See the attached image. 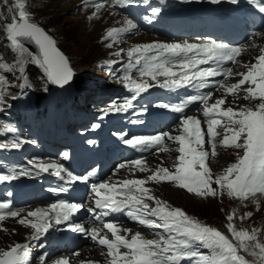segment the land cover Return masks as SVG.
Wrapping results in <instances>:
<instances>
[{
  "label": "snow or ice",
  "instance_id": "6c2138e0",
  "mask_svg": "<svg viewBox=\"0 0 264 264\" xmlns=\"http://www.w3.org/2000/svg\"><path fill=\"white\" fill-rule=\"evenodd\" d=\"M123 3L125 0H116ZM217 3L219 0H211ZM236 3L237 0H231ZM88 3V0H85ZM96 8L104 7L101 3H95ZM16 8L18 18L4 25L3 35L10 44V52L15 53V63L0 61V105L5 103L8 89L13 85L7 79L5 73L19 71L24 73V62L31 60L43 70L44 75L51 84L64 86L73 78V70L68 58L55 46V41L38 24L31 22L29 13L24 10V3L17 0ZM159 8H153V14L159 13ZM259 11L264 13V6H259ZM96 13H93V17ZM92 18V17H90ZM136 25L131 20H125L123 27H113L106 31L105 40L116 43L121 36L134 29ZM34 43L39 55H34L23 41ZM113 43L107 44L111 48ZM251 47L255 48L253 44ZM246 48L231 46L217 40H203L199 42H152L135 44L127 51L129 63L127 69H136L139 79L133 78L128 72L122 77L124 86L132 93L122 104H113L107 111H126L132 107L134 101L141 93L148 91L153 85L151 81H157L158 77H164L160 87L174 89L184 86H193L197 89L215 88L223 90V95L213 100L212 91L200 92L197 95L186 97L180 104L162 105L173 112L183 113L186 106L199 103L202 107L204 120L194 116H181L178 135L161 132L151 136H133L124 139L123 142L137 151H146L155 148L157 152H167L171 149L165 146V138L178 145L174 150L178 153L175 158L174 169L157 166L154 170L147 166L143 157L121 163L118 168L128 167L131 171L150 172L144 179L125 178L119 185L104 181L92 185V192L96 199L95 207H89L87 211L94 218L102 222L101 227L86 229L81 225L72 228L73 231L83 233L85 236L100 246L101 255H106L107 264H181L185 259L194 260L195 264H264V243L257 239L258 229L238 230L234 223L235 212L227 215L226 235L215 227L200 223L188 216L180 208H172L167 202L151 194V189L145 185L148 182H174L175 186L186 189L199 197H214L216 189L226 190L231 198L241 201L253 199L257 194L264 196V46L259 48V55L254 63H243L237 60L238 56L246 52ZM117 56L120 52L116 53ZM111 63V62H109ZM231 63L240 65L246 69L243 72L234 71L232 67L224 65ZM209 65L208 67H202ZM239 76L236 83H226L229 77ZM215 77H223L214 80ZM245 85H247L245 87ZM20 88L26 84H20ZM243 93L241 97L239 93ZM243 99L251 103L259 101L254 107L240 106L239 108L222 107L226 104V97ZM12 99H16L15 96ZM206 124V133L202 128ZM99 125H94L98 127ZM218 128H223V138L217 141L221 135ZM16 129L11 125L0 126V133H14ZM207 137V140H205ZM123 138V137H122ZM24 143L13 142L11 145L0 144V148H19ZM205 143L210 146L211 152L206 150ZM224 148L243 149V155L237 156L236 162L228 165L215 176L207 164L210 156L217 155V146ZM39 171L53 170V174L60 176L66 170L62 165L55 163L34 165ZM19 175L30 174L27 170H21ZM17 173L0 175V181H10L16 178ZM69 183L80 180L87 182L88 177H76L67 173ZM63 179V177H61ZM52 191H64L53 189ZM146 201H153L155 207H150ZM82 205L58 201L47 208H36L29 211L27 219L21 213L11 209L10 202H0V221L6 217H20L17 223L30 227L33 232L30 240L39 241L55 224L69 221L73 215L79 212ZM96 209H101L100 215L95 214ZM127 210V216L141 226L151 229H163V233L157 232L156 238H144L140 232L131 233V229L121 228L115 221H103L102 217L109 212ZM50 213H54L51 215ZM251 212H246L240 219L250 217ZM149 217H155L151 219ZM111 233V238L104 233ZM121 232L124 234L122 235ZM103 233V234H102ZM130 234V238H128ZM193 243L208 249V253H202L193 248ZM30 245L16 243L7 250L0 249V264H28ZM123 249V251H122ZM106 250V252H105ZM246 253L252 259H246ZM76 255H79L77 253ZM40 264H45V257H39ZM56 264H69L67 260H59ZM81 264H85L81 261ZM87 264H98L89 260Z\"/></svg>",
  "mask_w": 264,
  "mask_h": 264
},
{
  "label": "rangeland",
  "instance_id": "374dc122",
  "mask_svg": "<svg viewBox=\"0 0 264 264\" xmlns=\"http://www.w3.org/2000/svg\"><path fill=\"white\" fill-rule=\"evenodd\" d=\"M20 2L24 3V10L30 14L29 18L31 22H34L43 28L45 32L55 41L57 49L68 58L69 64L74 72V86L66 89H57L54 84H51L47 80L40 67L32 63L30 58L26 59L24 62L23 75H21L18 70L12 73H5L7 79L13 85L8 89V95L6 96L5 103L0 105V109H3L4 111L2 114L6 115H3L5 119H10V117L17 115L18 113L22 115V113L26 110H30L31 108L33 109L34 105H38L37 101L43 99L46 93H53L54 95L60 96L62 93L71 94L72 92H75L76 100L78 98L80 105L78 108L81 109V106L83 105L85 107L84 112H87V114L90 115L99 108L98 106L101 102L92 103L91 105L86 104L87 99L84 98L85 96H92L96 90H102L108 93L124 87L122 77L126 72H128V74L135 79L140 78L136 69H131L130 71L127 69V65L129 63L127 53L119 51L124 47L123 40L113 43L110 40L104 39L107 29L116 27V25L109 26L107 24L108 21L104 18L105 14L112 10L115 14H117V17H122V14L119 15L112 8L113 0H88L89 4H86L85 0H20ZM99 2H102L104 5L101 9H97L94 6L95 3ZM16 4L17 0H0V61L3 62L15 63V60L13 59L15 53L10 52L11 46L3 35V28L4 25L11 22L14 17L18 18L19 9L16 8ZM93 13H96L94 17ZM87 23H89V25ZM87 27L90 29V32L87 36H84L82 31ZM96 27H98V30H96ZM116 28H118V26ZM96 37L100 38L96 40ZM147 37L149 39L152 38V41H156L153 38L154 36L149 35ZM122 38H125V36ZM155 38L158 39V37ZM97 41L99 42L97 43ZM109 43H113L111 48L106 46ZM117 52H120L119 56L116 55ZM233 77L237 78L238 76ZM233 77L231 78L234 79ZM145 79H148L149 83H151L154 88L156 83L163 82L164 77H158L157 81H151L149 78ZM20 84H26V87L20 88ZM119 84L122 86H118ZM246 86L247 85H245V87ZM13 96H15L16 99H12ZM37 96L39 97V100H37ZM240 96L242 97L243 95ZM232 98L233 97L229 99L226 98V102L229 105L228 107H233L234 105L233 108H239L240 106H249L250 104L242 98ZM23 107L28 109H22ZM200 110H202V107ZM21 118L22 116L19 117V120ZM0 121L2 120L0 119ZM23 124L20 125L19 123H14V125H11L16 129L14 133H0L2 136V138L0 137V144L11 145L13 142L23 141L21 140L22 138L28 140L30 146L35 144L32 141L31 136L27 137L28 127L24 128L25 125ZM2 125L3 124L0 122V126ZM203 125H205L204 131L206 133V124ZM218 131L221 135L217 137V141H219L220 138H223L224 135L223 128H218ZM18 137L21 139H18ZM205 140H207V137H205ZM22 145L23 143L20 146ZM7 148L10 147H6L3 150H6ZM205 148L211 152V148L207 145V143H205ZM234 149L235 148H224L218 144L217 155L214 157L210 156L208 158L207 164L212 171L213 180L215 179V176L219 175L228 165L235 163L238 155H243V149ZM16 152L20 153L21 151L17 150ZM167 152H172L175 155L178 154L175 150ZM167 152H161L160 154L159 152H154L144 159L151 162H161V164L166 168V165L163 163V159L167 155ZM24 160H33L35 162L37 157L32 155L29 156V159ZM118 166L119 165H116L115 167L118 169ZM168 169L170 171L173 170V172L175 171L174 167H168ZM114 171H111L109 176L107 178L105 177L103 180H111L114 177ZM157 184L160 189L157 192L159 194V199L167 202L170 207L182 209L188 216L198 220L202 224L217 228L226 235H229V238H231V236L226 229V224L228 223L226 217L229 213L234 211L235 215L233 223L235 227L238 230L244 229L249 232H251L254 228L258 229L257 239L264 243V196H257L254 198L258 201L259 206L257 207V204L253 202L252 198H250L249 201H241L236 198H231L226 194V190L219 189L215 183L212 184V187L217 191V195L214 197H199L194 193H189L186 189L176 187L174 182H161V184ZM170 188L171 190H174L173 195H170L171 193L168 192ZM146 202L150 205V207L156 206L153 201ZM246 212H251L252 216L240 219V217H242ZM253 216L254 218L252 219ZM250 221L252 223L251 225L249 224ZM119 225V227L122 226L132 230H137L136 228L134 229L131 224L128 225L126 223H120ZM29 230L33 231L30 227ZM140 232L142 235L151 236L152 239L156 238L153 231H149L150 233L144 231ZM58 233L60 234L61 232ZM32 243L33 241L29 243V264H40L39 257L41 256L45 257V264H51L52 256H54L56 252L53 251V254H49V252L46 251L47 249H43L40 253L37 247L33 246ZM241 254L245 255L246 259H252L246 253L242 252Z\"/></svg>",
  "mask_w": 264,
  "mask_h": 264
},
{
  "label": "bare ground",
  "instance_id": "6f19581e",
  "mask_svg": "<svg viewBox=\"0 0 264 264\" xmlns=\"http://www.w3.org/2000/svg\"><path fill=\"white\" fill-rule=\"evenodd\" d=\"M101 4H103V3L101 2ZM97 9H101V8H97ZM103 14H104V12H103ZM104 18H105V20L108 21L107 24L109 26L116 25V27L118 26V28L124 26L125 19H123L122 17H117V14H115L112 10H110L109 12H107L105 14ZM100 21H102V20H100ZM87 24L89 25V23H87ZM98 24H100V23H98ZM102 25H104V24H102ZM98 27H96V30H98L97 29ZM89 32H90V29H88V27L87 28H84V30L82 31V33H83L84 36H87L89 34ZM81 35H79V36H81ZM124 36H125V38H122ZM98 38H100V37H98ZM98 38L96 37V40H98ZM258 38H259V40H258ZM120 40H123V42H124V47L121 48V50H119V51H121L123 53H127L128 49L131 48L135 44H143V43H152V42H154V40L152 41V39H149L146 35L141 34V33H137V31L135 30V28L132 29L130 32H127V33L123 34L121 36ZM203 40H208V39H203ZM203 40L202 39L198 40V39L180 38V39L174 40V41L173 40H168V41H162V42L163 43L183 42V41L199 42V41H203ZM98 42L99 41H97V43ZM253 44L256 45L255 48L251 47V45H253ZM102 46H103V44H102ZM262 46H264V30L263 29L255 32L253 35H251L248 38V40H247L246 43H242L241 45H237V46L235 45V47H242V48H246L247 49L246 52L242 53L241 56H238L237 57V60L238 61H241L242 64L243 63H254L255 62V59L254 58L260 54L259 53V48L262 47ZM106 49H108V48H106ZM103 50H105V49H103ZM242 64H240L239 66L238 65H233V70L234 71H237V72L246 71V69L242 66ZM237 66H238V68H237ZM239 78H240L239 76L237 78H234V79H232L231 77H229V80L226 81V83H236ZM212 92L214 93V97H213V100H210L209 101V103L214 102V99L215 98H218V97H220L221 95L224 94L222 89L220 91H217L216 89H214ZM239 95H243V93L241 92V93H239ZM231 97L232 96H227L226 98L229 99ZM256 103H258V101H252L249 104V107L254 106ZM228 106L229 105L226 102V104L224 106H222V107H228ZM233 107H234V105H233ZM186 116H194V117L199 118L201 121H203V116L200 113H196V112L195 113H190V114H187ZM179 125H180V122L177 125H175L174 127L166 130L165 132H168V133H170L173 136L174 135H178V134H180ZM203 126L204 125L202 123V127ZM220 139H222V138H220ZM165 146L167 148L171 149V151L172 150L174 151V149L176 147H178L177 144H175L172 141L167 140V138H165ZM160 153L161 152H159V154ZM177 155H175L172 152L171 153L170 152L169 153L167 152V155L163 159V163L166 165V168H168V167L169 168L174 167V165H172V164H174L176 162L175 161V158H176ZM38 156L39 157L37 158V160L35 162L33 160H31V161L28 160L30 162L29 165L48 164V163L60 164L56 159H53V157H51L50 155L46 154L43 150L39 151ZM144 160L146 161L147 166L150 169H153L154 170L158 165L161 166V167H165L164 165L161 164V162H151V161L146 160V159H144ZM35 168H37V167H35ZM37 170L39 171L38 168H37ZM40 172H42V171H39V173ZM46 172L47 173H51V172H53V170L52 169H49ZM114 172H115L114 177L111 180L110 179L109 180H102L101 182L99 181V183H102L104 181H108L110 183H115V184L118 183L117 185H119V182L121 180L125 179V178H130V179H144L148 175L151 174L150 172H140V171H138L136 169H132L130 171L128 167H125L123 169H119L118 168ZM99 183H97V184H99ZM165 183H167V182H165ZM145 186L151 189V194L152 195H154L157 198H159V196H158L159 194L157 192L160 189L158 188L159 185L157 183H154V182H151L150 181ZM173 191L174 190H171V188H170L168 192L171 193L170 195H173ZM163 192H164V190H163ZM257 196H260V195L257 194ZM49 205H50L49 203L48 204L32 205V206H29V207L16 209L14 211L20 212L21 213V216L26 217L27 219H32L31 217H27V213L29 211L35 210L36 208H47ZM82 205H84V206H82V208L85 207V206H87L86 202H83ZM153 207H155V206H153ZM28 209H30V210H28ZM50 214L53 215V217H54V213H50ZM80 214H81L80 212H77L76 213V216L78 217V216H80ZM73 216L69 220V221H72V225H68V221L62 222L61 224H58L57 225V224H55V220L53 219L52 222H51L52 223V227L49 229L48 233L55 234V233H58V232H62L64 229H69V228H71V226H76V225H81V226L85 227L86 229H90V228H93V227H101L102 228V226L91 225L87 221H75L78 218H73ZM19 218L20 217H16V218L6 217L4 221H0V249L7 250L10 246H12V245H14L16 243H27V244H29L32 241V240L29 239V237L31 236V234H32L33 231H30L29 230V227H25V226L20 225L19 223H17V220ZM149 218L156 219L155 217H149ZM253 218H254V216L252 217V219ZM259 221H261V220H259ZM249 224L250 225L252 224L251 221H250ZM121 228L123 229V228H126V227H122L121 226ZM127 229H129V228H127ZM103 231H104V233H107V230L106 229L103 230ZM135 232H138V231L131 229V233L134 234ZM74 233L79 234L80 237H82V238H86V242L84 243V245L83 246H80V248L79 249L77 248L76 250H70L66 246L65 247H61V245H58L57 247H55V250L49 248L51 251L54 250V252H56V254L52 257V263L51 264H56V262L59 261V260H67L69 262V264H81V261H84L85 264H87V261H89V260L96 261V262H98V264H107V257H106V255H101V249L99 250V249L95 248V245H97V244H95L91 240L90 237L85 236L83 233H79V232H74ZM121 234L123 235L124 233L121 232ZM107 235L109 236V238H111V233H107ZM128 238H130V234H129ZM87 243L90 244V245L88 246ZM105 252H106V250H105ZM77 253H79V255H76Z\"/></svg>",
  "mask_w": 264,
  "mask_h": 264
},
{
  "label": "water",
  "instance_id": "95a60500",
  "mask_svg": "<svg viewBox=\"0 0 264 264\" xmlns=\"http://www.w3.org/2000/svg\"><path fill=\"white\" fill-rule=\"evenodd\" d=\"M23 43L25 47H27L29 51H31L34 55H39L38 49L34 43L28 40L23 41ZM71 83H72V80L66 85H70Z\"/></svg>",
  "mask_w": 264,
  "mask_h": 264
}]
</instances>
